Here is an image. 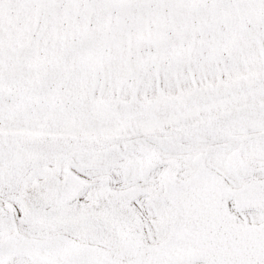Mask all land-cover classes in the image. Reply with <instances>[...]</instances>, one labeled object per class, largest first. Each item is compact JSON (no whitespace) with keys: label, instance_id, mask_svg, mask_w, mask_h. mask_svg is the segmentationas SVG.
Here are the masks:
<instances>
[{"label":"snow or ice","instance_id":"snow-or-ice-1","mask_svg":"<svg viewBox=\"0 0 264 264\" xmlns=\"http://www.w3.org/2000/svg\"><path fill=\"white\" fill-rule=\"evenodd\" d=\"M0 264H264V0H0Z\"/></svg>","mask_w":264,"mask_h":264}]
</instances>
